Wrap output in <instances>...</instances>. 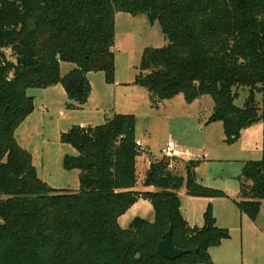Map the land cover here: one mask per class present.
<instances>
[{"label":"trees","instance_id":"trees-1","mask_svg":"<svg viewBox=\"0 0 264 264\" xmlns=\"http://www.w3.org/2000/svg\"><path fill=\"white\" fill-rule=\"evenodd\" d=\"M119 12L159 21L168 41L145 49L134 81L154 106L180 93L188 102L211 96L208 123L221 121L229 144L255 122L264 127V0H0V264H214L210 249L231 238L212 204L202 226L181 212L184 185L193 197L231 198L197 181L201 160L181 159L184 177L171 169L179 158L162 156L144 181L157 190L134 189L141 150L133 113L61 134L78 151L64 158L65 169L80 171L75 191L43 181L16 139L34 110L28 89L62 84L66 108L79 110L92 92L88 73L115 82ZM62 62L75 66L62 75ZM240 86L250 88L242 108L235 105ZM258 92L261 106H252ZM238 179L231 199L256 222L264 205V139L262 159L246 161ZM140 199L150 201L154 220L137 216L123 228L119 218ZM170 228L175 245L189 251L176 259L158 252Z\"/></svg>","mask_w":264,"mask_h":264},{"label":"rangeland","instance_id":"rangeland-1","mask_svg":"<svg viewBox=\"0 0 264 264\" xmlns=\"http://www.w3.org/2000/svg\"><path fill=\"white\" fill-rule=\"evenodd\" d=\"M116 38L112 50L115 53L116 64L121 78L126 79L138 71L143 53L148 47H163L168 41L162 32L159 21L151 23L147 14L132 15L119 12L116 15ZM10 53V52H8ZM68 64V63H67ZM64 64L63 73L71 66ZM68 67V69H67ZM30 88L29 96L34 97V110L29 118L23 121L18 130V138L22 146L28 149L37 168L39 177L54 188H66L78 190L80 188V171L67 170L64 167V158L68 155H78V151L70 144L61 141V134L68 131L80 122L92 121L101 124L113 112L108 107H103L99 112L90 110H70L66 108L68 97L60 99V91L52 88ZM47 91V92H46ZM238 96L235 105L245 106L250 95V88L240 86L236 89ZM48 97L49 107L46 109ZM114 100V97H112ZM255 105L261 106L262 94H255ZM146 108L151 112L154 120H148L146 116H140L136 134L143 143V149L151 151L153 158L163 155V149L168 140L176 142L183 151H188L190 158L202 159L197 169V181L211 188L227 192L231 198H236L240 188L239 176L242 173L243 161L261 160L263 157V122L258 121L243 129L240 138L234 143L226 142V134L221 121L210 122L209 118L214 112L215 102L209 95L199 100L188 102L183 93L171 100L162 101L156 107L152 104ZM114 108V107H112ZM142 110V109H141ZM190 112L199 114L197 118L189 115ZM208 123V124H207ZM31 144L30 147L25 145ZM145 154V153H142ZM188 157V156H187ZM174 158V157H173ZM172 161V160H171ZM183 161L179 158L172 162L173 172L180 173ZM184 177H186V172ZM141 176V175H140ZM183 176V175H182ZM183 202V211L193 209V222L197 220L200 203L194 207H187L185 199L190 196L186 193L185 185L178 191ZM231 198L219 200L218 212L227 217L225 207L235 206ZM237 209V208H235ZM237 211V210H236ZM237 213V212H236ZM154 209L142 206L141 216L150 221L154 218ZM236 217L230 223L231 238L227 242L231 252H236L237 257H232V263L225 264H264V205L256 222L244 216ZM195 224V223H194Z\"/></svg>","mask_w":264,"mask_h":264},{"label":"crops","instance_id":"crops-1","mask_svg":"<svg viewBox=\"0 0 264 264\" xmlns=\"http://www.w3.org/2000/svg\"><path fill=\"white\" fill-rule=\"evenodd\" d=\"M116 24H117V17H116ZM67 63L69 64V62H62L61 63L62 75L66 74L69 70H71L75 66L74 64L70 63L69 65L71 67L69 69L67 67L68 70H66V72L63 73L62 67L64 64H67ZM68 64H67V66H69ZM137 73H138V71H136V73H134V76L132 78H131V74H130V76H128L126 79H124V78L122 79L121 73H119L118 68H117V64H116L115 82L111 83V84L106 82L104 72H90V73H88V79H89L91 86H92V92H91V95L88 99V102L86 103L84 108L79 109V110H83V111L90 110V111H94V112H99V110L103 109V107H108L110 110L114 111L112 116L115 113H133L136 115V119H137L136 129H137V123H138L140 116L144 115L147 117L148 120H154V118L151 117V112L147 111V109H146L148 106L150 108L152 107L149 91L143 86L134 84ZM52 88L56 89L57 91H60V99L61 100L64 96L66 97L67 93H66L64 87L62 86V84H58V85L46 88L45 90H52ZM112 97H114V100L112 99ZM171 99H169V100H171ZM199 99H196V100H199ZM164 101H167V100H164ZM48 103H52V102H49L48 97H47L46 104H44V107L46 109H48V107H49ZM112 107H114V108H112ZM34 112H35V110H34ZM34 112H32L31 114H33ZM189 115H191L194 119L197 118V116H200L199 114H196L193 112H190ZM112 116H110V117H112ZM29 117L30 116H28L27 118H29ZM110 117H107L106 119H108ZM96 123H98V122L96 121L93 124L92 121H89V122L81 121L80 126L81 127H90V126L94 127V126H96ZM102 123H104V122H102ZM97 125H100V124H97ZM17 132H18V130H16V139H17L18 143L20 144V146L25 148L20 143L19 138L17 136V134H18ZM242 132H244V131H242ZM136 140L141 142V140L139 138H137V134H136ZM30 145L31 144L29 143L25 146L30 147ZM140 150H141V152H140L139 156L137 157L138 181H137V184H136L134 189L138 190V191H144V190L155 191V190H157L156 187L145 186L144 181H145L146 173L150 168L151 162L155 161L156 159L161 158L162 156L159 158L157 156L156 159H155V157L153 158V156H151L150 150L143 149V143L142 142H141ZM142 153H145V154H142ZM205 157H207L206 153L199 160L202 161V159H204ZM34 159L35 158H33V161H34ZM180 159L187 161V160H194L195 158H190V156H188V157L180 158ZM245 162L246 161H243V165ZM172 166H171V169L174 168ZM199 166L196 168V170H195L196 172H197V169L199 168ZM182 172H186L184 163L182 164V166L180 168V173H178V174L185 176L184 173L182 174ZM201 182L202 181L200 180L199 183H201ZM239 190H240V188H239ZM238 194H239V192H238ZM223 199H226V198H206V197H193V196L186 198L185 202H186L187 207H189V208H191V206L194 207L197 202H199L201 205L200 206L201 208H200L199 213L197 215V220L195 222H193V220H192L193 215H194L193 209L192 210L186 209V212H184L183 211V202L180 199V201H181V212L191 226H202L203 225V223H204L203 214H204V212H205V210L209 204L213 205L214 215H215L217 224L220 227H226V228L230 227L229 225H230L231 221H233L236 217L240 218V216H241L243 221L245 220L244 216L246 218H249L247 215L242 214L239 211L236 204H235L236 207H233L232 205L225 207L227 210L226 211L227 217L224 216L223 214H220L218 212V209L220 207L219 202H221V201H219V200H223ZM233 204H234V202H233ZM142 206H146L147 208H149V210H151V208H153L150 201L145 200V199L138 200L130 209H128V211L126 213H124L119 218L120 225L123 228H126L130 225V223L132 222V220L135 217H137V216L142 217L141 216ZM235 208H237V209H235ZM154 218H155V215H154ZM154 218L152 219V221L154 220ZM227 242H229V239L224 240L221 246L213 247L210 249V255L212 257L214 264L232 263L233 260L237 257V253L235 251L234 252L230 251V247L227 246V244H228ZM232 257H234V259H232Z\"/></svg>","mask_w":264,"mask_h":264},{"label":"water","instance_id":"water-1","mask_svg":"<svg viewBox=\"0 0 264 264\" xmlns=\"http://www.w3.org/2000/svg\"><path fill=\"white\" fill-rule=\"evenodd\" d=\"M254 105L255 104H253L252 106ZM1 223L2 221L0 220V224ZM158 252L165 258L176 259L189 251L180 249L175 245L174 240L172 238V228H170L169 231H167L163 235L161 241L158 243Z\"/></svg>","mask_w":264,"mask_h":264},{"label":"built area","instance_id":"built-area-1","mask_svg":"<svg viewBox=\"0 0 264 264\" xmlns=\"http://www.w3.org/2000/svg\"><path fill=\"white\" fill-rule=\"evenodd\" d=\"M137 146H141L140 141H136ZM188 151H183L178 145L176 144L175 141L169 140L166 147L163 149V155L162 156H167L170 158L177 157V158H185L187 156H191ZM201 157L198 156L194 160H199Z\"/></svg>","mask_w":264,"mask_h":264}]
</instances>
